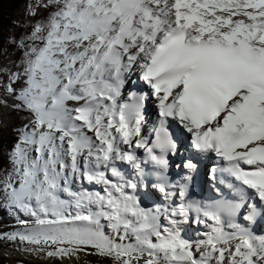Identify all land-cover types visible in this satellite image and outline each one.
<instances>
[{"label": "snow or ice", "instance_id": "1", "mask_svg": "<svg viewBox=\"0 0 264 264\" xmlns=\"http://www.w3.org/2000/svg\"><path fill=\"white\" fill-rule=\"evenodd\" d=\"M26 15L19 62L0 63V109L26 114L0 168L20 227L0 235L61 262L264 264V0H32ZM205 158L231 198L189 199ZM152 189L164 202L146 206Z\"/></svg>", "mask_w": 264, "mask_h": 264}, {"label": "trees", "instance_id": "2", "mask_svg": "<svg viewBox=\"0 0 264 264\" xmlns=\"http://www.w3.org/2000/svg\"><path fill=\"white\" fill-rule=\"evenodd\" d=\"M32 0H0V63L7 62L11 66L12 62H19L20 53L12 45V38H19L29 31L25 21L26 4ZM47 13L41 10L40 15ZM8 56L5 58L4 51ZM26 114L9 109H0V119L6 122V126L0 129V168L7 165V156L13 143L15 142L14 131L26 122ZM5 208L0 207V227L11 222V218L6 214ZM0 264H3L0 261Z\"/></svg>", "mask_w": 264, "mask_h": 264}, {"label": "rangeland", "instance_id": "3", "mask_svg": "<svg viewBox=\"0 0 264 264\" xmlns=\"http://www.w3.org/2000/svg\"><path fill=\"white\" fill-rule=\"evenodd\" d=\"M7 211V210H6ZM9 218L13 219L11 220L10 223L5 224L3 226L0 227V234H3L2 232H4L5 230H7V232L4 233H11L12 231H14L13 228L15 226H19L17 224V221L15 219V217H13L11 214H9V212L7 211L6 213ZM26 218V217H23ZM8 229H10L8 231ZM194 232L190 230V234ZM23 246L18 245V243H14L10 240L4 239L2 235H0V261L3 264H62L61 262H59L60 260H53V259H48L46 257L43 258V262H36L35 259L33 257H29L27 255L24 254L25 251L22 250ZM11 252L14 253H19L16 254L14 256H8V254ZM22 254V255H20ZM30 254V253H29ZM25 255V256H24ZM36 255V254H35ZM36 256H45L43 254L41 255H36ZM76 264H111L110 259L109 260H105L102 257L99 256H81V258L77 261L75 260ZM70 264V263H69Z\"/></svg>", "mask_w": 264, "mask_h": 264}, {"label": "bare ground", "instance_id": "4", "mask_svg": "<svg viewBox=\"0 0 264 264\" xmlns=\"http://www.w3.org/2000/svg\"><path fill=\"white\" fill-rule=\"evenodd\" d=\"M133 79H135V77H133ZM124 96H125V93H124ZM123 99H124V97H123ZM154 194L153 195H150L149 197H148V199L147 200H145L144 201V203H145V205L146 206H152V204L153 203H155V204H161V203H163L164 201H163V197H162V194H160V193H158V191H156L155 189H152L151 190ZM174 197H177V196H174ZM20 226H15V227H13V228H10V229H13V230H16V229H18ZM10 229H8V231L10 230ZM193 229H194V232L193 233H191V234H194L195 232H203V231H205V229H204V227H203V225H199V226H197L194 222L191 224V225H189V226H187V231H188V233L190 234V230L191 231H193ZM4 232H7V230H5ZM4 232H2V233H4ZM16 254H19V253H14V252H11V254L9 253L8 254V256H14V255H16ZM24 254L25 255H27V256H29V257H33L34 259H35V261L36 262H43V258L44 257H46V258H48V259H53V260H59V259H57V258H49V257H47V256H36L35 254H33V253H28V252H24ZM20 255H22V254H20ZM24 255V256H25ZM59 262H61V261H59ZM62 264H76L75 263V260H72V261H69L68 259H65L63 262H61Z\"/></svg>", "mask_w": 264, "mask_h": 264}]
</instances>
